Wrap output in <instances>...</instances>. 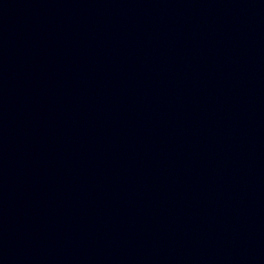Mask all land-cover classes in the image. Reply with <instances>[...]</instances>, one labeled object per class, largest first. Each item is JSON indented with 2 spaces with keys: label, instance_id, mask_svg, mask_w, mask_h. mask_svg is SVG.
<instances>
[{
  "label": "water",
  "instance_id": "obj_1",
  "mask_svg": "<svg viewBox=\"0 0 264 264\" xmlns=\"http://www.w3.org/2000/svg\"><path fill=\"white\" fill-rule=\"evenodd\" d=\"M0 264H264V0H0Z\"/></svg>",
  "mask_w": 264,
  "mask_h": 264
}]
</instances>
